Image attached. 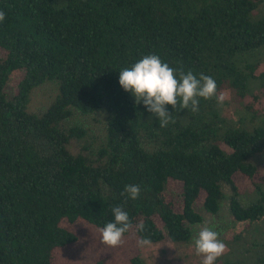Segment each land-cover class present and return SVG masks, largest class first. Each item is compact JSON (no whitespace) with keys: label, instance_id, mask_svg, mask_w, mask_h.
I'll use <instances>...</instances> for the list:
<instances>
[{"label":"trees","instance_id":"obj_1","mask_svg":"<svg viewBox=\"0 0 264 264\" xmlns=\"http://www.w3.org/2000/svg\"><path fill=\"white\" fill-rule=\"evenodd\" d=\"M0 11V264H71L76 223L100 232L117 206L145 225L124 234L136 243H191L201 210L227 216L245 235L214 264H264V115L243 104L264 90V0H0ZM152 54L177 78H214L216 96L197 112L166 105L175 123L160 127L119 85ZM45 81L57 94L32 112Z\"/></svg>","mask_w":264,"mask_h":264},{"label":"clouds","instance_id":"obj_2","mask_svg":"<svg viewBox=\"0 0 264 264\" xmlns=\"http://www.w3.org/2000/svg\"><path fill=\"white\" fill-rule=\"evenodd\" d=\"M4 20L5 13L0 11V22ZM119 85L125 92L132 93L136 104L142 101L146 110L158 118L159 126L162 128L167 127L169 123H175L172 113L166 110V105H171L175 110L178 105L181 110L191 106V110L197 112L198 98L207 100L217 94L214 78L204 74L197 78L191 71L185 73L182 68L177 78L176 70L154 54L146 55L130 68L119 71ZM224 98L223 94L219 95L218 102H222ZM140 191L139 185H126L121 195L136 200L140 196ZM112 213L114 221L106 223L100 229L101 244L116 248L122 244L124 234L133 227L139 232L145 230L142 222L134 226L122 207H114ZM219 235L217 231L205 226L194 238L195 253L203 257L202 264H214L227 251V245L219 239ZM137 243L140 247H145L151 246L152 241L150 238H141Z\"/></svg>","mask_w":264,"mask_h":264},{"label":"rangeland","instance_id":"obj_3","mask_svg":"<svg viewBox=\"0 0 264 264\" xmlns=\"http://www.w3.org/2000/svg\"><path fill=\"white\" fill-rule=\"evenodd\" d=\"M1 56H3V53L0 50ZM20 78V73L13 75L9 83L10 87L14 88ZM56 94L57 85L53 81H45L33 88L30 95V111L45 110ZM254 95L255 99L248 96L243 104L248 103L253 106L252 108L255 111H259L264 115V90L258 89L254 92ZM226 98L229 99V96L227 95ZM240 111L242 110L239 106L233 103L225 108V113L233 120L238 118L237 114ZM260 165L259 177L264 181V161H261ZM197 207L199 210V203ZM200 213L204 220L201 224L195 226V237H197L200 229L205 226L217 231L220 234L219 239L224 243L238 233H242V236L245 235L243 224L240 222H234L227 216L213 217L202 210ZM75 233L79 238V242L74 245L72 250H69V253L76 256L77 260L74 259L71 264H95L105 253H108L109 256L113 255L115 264H131L130 260L133 258L140 260L142 264H202L203 257L196 255L193 242L178 244L164 240L158 244L140 247L132 237H128L123 239L120 246L110 248L101 244V233L98 230L81 221L76 223ZM65 256H68V253H65Z\"/></svg>","mask_w":264,"mask_h":264}]
</instances>
